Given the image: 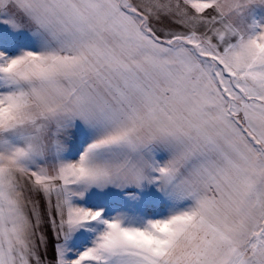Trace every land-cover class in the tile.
I'll list each match as a JSON object with an SVG mask.
<instances>
[{"label":"snow or ice","instance_id":"snow-or-ice-1","mask_svg":"<svg viewBox=\"0 0 264 264\" xmlns=\"http://www.w3.org/2000/svg\"><path fill=\"white\" fill-rule=\"evenodd\" d=\"M215 0H0V126L29 96L95 129L77 160L0 162V264H264V22ZM154 183L174 210L105 219L88 187ZM104 225L91 246L66 241Z\"/></svg>","mask_w":264,"mask_h":264},{"label":"clouds","instance_id":"clouds-1","mask_svg":"<svg viewBox=\"0 0 264 264\" xmlns=\"http://www.w3.org/2000/svg\"><path fill=\"white\" fill-rule=\"evenodd\" d=\"M256 6H264V0H215L217 12L241 30L247 28V18ZM71 127H58L46 102L29 96L19 109L16 121L0 126V162L5 166L16 163L21 148L40 159H61L71 138Z\"/></svg>","mask_w":264,"mask_h":264},{"label":"rangeland","instance_id":"rangeland-1","mask_svg":"<svg viewBox=\"0 0 264 264\" xmlns=\"http://www.w3.org/2000/svg\"><path fill=\"white\" fill-rule=\"evenodd\" d=\"M257 11L264 12V6L254 7L252 10V15L254 17L258 15ZM123 189L124 191L125 189L129 190L130 193L133 194H121ZM159 190L160 189L156 184L148 183L147 181H145L140 187L128 186L120 188L115 185H107L105 187L92 185L83 192L82 196H74L73 203L86 208H103V216L105 219L118 214L123 215L126 218L125 222H128L129 220L161 218L169 215L170 212L174 210V205L166 206L163 202H161L163 196L161 197V195L158 194ZM109 199H117L118 202H123V206L120 207V204L116 206H110L107 203H103ZM103 227L104 225H97L95 222H93L92 226L80 227L75 232H72L70 240L66 241L67 246L72 249L68 252V257L74 258L76 251H83L85 246H91L98 232Z\"/></svg>","mask_w":264,"mask_h":264},{"label":"crops","instance_id":"crops-1","mask_svg":"<svg viewBox=\"0 0 264 264\" xmlns=\"http://www.w3.org/2000/svg\"><path fill=\"white\" fill-rule=\"evenodd\" d=\"M257 14H255L257 15L255 16V18L264 22V12L257 11ZM5 31L7 32V35L3 41H0V51H5L9 56L18 55L22 49H30L35 44V41L26 31L21 30L19 32H11L7 28H5ZM71 125V138L67 140L66 151L61 154V159L63 160H77L80 154L85 150L87 145L91 143V140L95 135V129H93L89 124H87L80 118H76L74 121H72ZM144 192L147 193L146 191ZM121 194L132 195L133 193H130V191L127 189H125V191L123 189ZM158 194L161 195V197L163 196L161 202H163L166 206L173 205L172 201L169 200L168 197L161 190L158 191ZM103 203H107L110 206H116L118 204H120V207L123 206V202H118L117 199H109ZM105 207L108 208L107 206ZM70 236L71 233L69 234L67 241L70 240Z\"/></svg>","mask_w":264,"mask_h":264}]
</instances>
